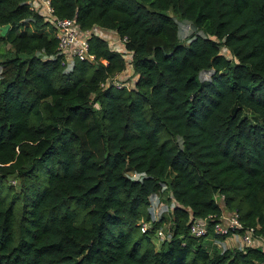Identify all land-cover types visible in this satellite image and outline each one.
<instances>
[{"label": "trees", "instance_id": "1", "mask_svg": "<svg viewBox=\"0 0 264 264\" xmlns=\"http://www.w3.org/2000/svg\"><path fill=\"white\" fill-rule=\"evenodd\" d=\"M50 1L126 38L135 79L111 84L127 61L99 35L95 59L65 72L42 57L56 51L50 22L0 0V264H264L258 247L188 232L189 216L220 214L221 196L264 236V0ZM177 20L197 31L179 38ZM163 184L175 207L135 236Z\"/></svg>", "mask_w": 264, "mask_h": 264}, {"label": "built area", "instance_id": "2", "mask_svg": "<svg viewBox=\"0 0 264 264\" xmlns=\"http://www.w3.org/2000/svg\"><path fill=\"white\" fill-rule=\"evenodd\" d=\"M25 2L31 11L47 19L54 29V34L57 39L56 51L49 55L42 54L43 59L58 60L62 70L65 72L73 70L76 61H92L95 59V55L89 51V38L92 35L104 36V32L101 30L100 26L94 25L89 28H82L77 23L75 16H57L50 0H25ZM182 22V25H178V32L183 34L184 37H188L195 31L193 24L189 20H183ZM101 31L103 32L102 34H100ZM118 40L121 41L123 45L126 38L120 39L118 37ZM120 52L125 53L124 57L128 53L130 54V52L125 51L124 48ZM129 58L131 59V56ZM130 59H128L129 64ZM132 72L131 70L130 72H126V74H132ZM128 75L125 76V71H122L111 78V84L116 88L128 87V80L126 79ZM135 174L136 173H134V175ZM175 205V200L169 196L166 185L163 184L158 191L153 192L149 197L147 209L149 211L150 220H141L137 223L140 231L145 232L149 230L153 221H158L163 215H166V213L173 209ZM221 207L222 210L218 216L214 214H208L201 218L189 216V234L195 237L207 238L212 232L217 236H226L223 240L214 238L215 242L224 243L228 238L231 240L234 239L237 243V247H258L264 253V236L262 234H257L254 227H243L236 210H228L223 208V205H221ZM210 220H212L211 223ZM242 228L243 230L241 233L236 232V230ZM155 230L156 235L161 240L168 239L171 236L170 231L162 229L161 227Z\"/></svg>", "mask_w": 264, "mask_h": 264}, {"label": "rangeland", "instance_id": "3", "mask_svg": "<svg viewBox=\"0 0 264 264\" xmlns=\"http://www.w3.org/2000/svg\"><path fill=\"white\" fill-rule=\"evenodd\" d=\"M183 20H177V23L178 25H182V22ZM182 22V23H181ZM197 31V30H195ZM110 32V31H109ZM107 32L105 34H103L106 39L108 40V43H109V46L110 48L112 49H115V50H119V51H122L124 46L122 45V42L118 40V37H115V38H111V36L109 35L110 33ZM100 33V32H99ZM103 32L101 31L100 34H102ZM109 35V36H108ZM102 36V37H104ZM186 42V41H185ZM7 48H8V44H5L4 42L0 41V78L3 77L6 73V69L4 68V63H1L2 61V53L6 52L7 51ZM222 52L226 55H230L225 49H222ZM131 55L128 53L126 54L125 56V59L127 61V64H126V68H125V76H127L128 74H126V72H130L132 70L130 64L128 63V59H130ZM208 73H205V75H207ZM128 80V87L126 88H129L131 86H133L134 84V79H135V76H133L132 74L128 75V77L126 78ZM129 176H132V177H135V176H139L138 174H135L133 172H129L128 173ZM22 181H23V178L21 176H18L16 173H12L10 174V176L7 177V182L8 184H11V187L12 189L14 190H19V188L21 187L22 185ZM217 201L220 202V205H223V201H222V198L221 196L220 197H216ZM224 208V207H223ZM141 210H146L147 211V206H142L141 207ZM168 213H166L167 215ZM166 226H162L161 228L162 229H165V230H168L169 231V228L168 227V223L166 222L165 223ZM132 231H133V234L135 236H139L140 235V232H139V227L137 226V223L135 224V227H132ZM239 235V234H238ZM151 238H152V244H153V248L154 249H158L160 243H161V239L158 238V236L156 235V230L151 233ZM203 242H208L210 240L211 244L215 247H212L211 244L209 245L210 248H218V249H222V248H225V247H230V248H235L237 247L236 245V242H233L232 240H228V242H224V243H221V242H215L214 241V238L212 236L210 237H207V238H202ZM209 242V243H210ZM229 244V245H228Z\"/></svg>", "mask_w": 264, "mask_h": 264}, {"label": "crops", "instance_id": "4", "mask_svg": "<svg viewBox=\"0 0 264 264\" xmlns=\"http://www.w3.org/2000/svg\"><path fill=\"white\" fill-rule=\"evenodd\" d=\"M100 28H101V30L104 32V34L110 31V32H109V33H110L109 35L111 36V38L118 37L117 34H116L114 31H112V30H108V29H105V28H102V27H100ZM180 34H181V33L178 34V35H179V38H181V39H182V38H185V37L183 36V34H181V35H180ZM109 35H108V36H109ZM104 38L106 39L105 36H104ZM186 38H187V37H186ZM109 43H110V42H109ZM228 240L230 241L231 239H229V238L226 239L227 242H228ZM232 241L235 242L234 239H233ZM228 245H229V244H228ZM236 245H237V243H236Z\"/></svg>", "mask_w": 264, "mask_h": 264}, {"label": "water", "instance_id": "5", "mask_svg": "<svg viewBox=\"0 0 264 264\" xmlns=\"http://www.w3.org/2000/svg\"><path fill=\"white\" fill-rule=\"evenodd\" d=\"M8 27V25H5L1 28V32L4 33L5 29Z\"/></svg>", "mask_w": 264, "mask_h": 264}]
</instances>
